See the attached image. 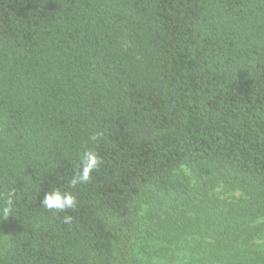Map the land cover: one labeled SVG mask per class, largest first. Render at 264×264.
Listing matches in <instances>:
<instances>
[{
    "label": "trees",
    "instance_id": "1",
    "mask_svg": "<svg viewBox=\"0 0 264 264\" xmlns=\"http://www.w3.org/2000/svg\"><path fill=\"white\" fill-rule=\"evenodd\" d=\"M10 190L0 264H264V0H0Z\"/></svg>",
    "mask_w": 264,
    "mask_h": 264
},
{
    "label": "clouds",
    "instance_id": "2",
    "mask_svg": "<svg viewBox=\"0 0 264 264\" xmlns=\"http://www.w3.org/2000/svg\"><path fill=\"white\" fill-rule=\"evenodd\" d=\"M100 163L101 161L95 152L85 150L80 157V164L70 182L71 185L76 186L77 184L87 183L91 178V173L100 166ZM14 195L15 192L10 190L7 198L3 202L2 208H0V212H2L5 218H7L11 213ZM41 204L42 207L47 210L63 213L66 210L76 207V198L71 193L66 191L62 192L54 187L52 190L45 192ZM72 220V216H64L65 223L71 224Z\"/></svg>",
    "mask_w": 264,
    "mask_h": 264
},
{
    "label": "rangeland",
    "instance_id": "3",
    "mask_svg": "<svg viewBox=\"0 0 264 264\" xmlns=\"http://www.w3.org/2000/svg\"><path fill=\"white\" fill-rule=\"evenodd\" d=\"M198 250L196 245L191 244L186 247L165 246L163 253L160 255V260L155 261L156 264H200L197 258Z\"/></svg>",
    "mask_w": 264,
    "mask_h": 264
}]
</instances>
